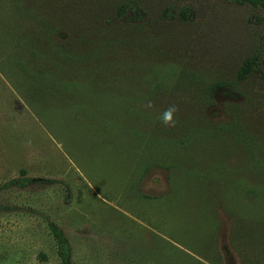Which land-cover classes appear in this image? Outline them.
<instances>
[{
	"label": "rangeland",
	"instance_id": "obj_1",
	"mask_svg": "<svg viewBox=\"0 0 264 264\" xmlns=\"http://www.w3.org/2000/svg\"><path fill=\"white\" fill-rule=\"evenodd\" d=\"M49 221L72 264H264V9L0 0V264H60Z\"/></svg>",
	"mask_w": 264,
	"mask_h": 264
},
{
	"label": "trees",
	"instance_id": "obj_2",
	"mask_svg": "<svg viewBox=\"0 0 264 264\" xmlns=\"http://www.w3.org/2000/svg\"><path fill=\"white\" fill-rule=\"evenodd\" d=\"M226 1L237 5H248L252 9H257V8L264 9V0H226ZM132 9H135V7L131 3L122 4L119 6L117 13L120 17H123L127 12L132 11ZM189 12H190V8L184 7L178 11L177 15L179 18L186 20L189 17ZM164 13L169 16L173 15V11L167 8L164 10ZM257 67H258V61L256 55H252L246 58L238 68L237 71L238 79L239 80L246 79V77L250 75L252 72H254ZM56 183L60 184L61 181L53 178H40V177L27 176L25 170L21 169L19 176L6 181L1 186L2 188H6V187L21 188L32 184H56ZM47 225L54 240L55 251L60 264H72L70 245L68 243L65 234L63 233V230L53 221H49Z\"/></svg>",
	"mask_w": 264,
	"mask_h": 264
}]
</instances>
